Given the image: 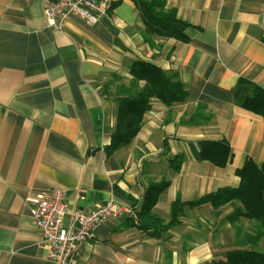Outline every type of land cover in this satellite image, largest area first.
Listing matches in <instances>:
<instances>
[{
	"label": "crops",
	"instance_id": "obj_1",
	"mask_svg": "<svg viewBox=\"0 0 264 264\" xmlns=\"http://www.w3.org/2000/svg\"><path fill=\"white\" fill-rule=\"evenodd\" d=\"M46 2L0 0V264H55L26 208L30 196L57 190L70 210L114 202L139 211L145 186L165 179L153 213L167 223L176 198L237 187L247 158L264 162V119L233 95L241 78L264 88V0H166L189 25L188 41L152 37L153 45L131 0L107 15L116 36L73 16L50 28ZM136 57L176 74L187 95L170 107L152 101L137 136L108 157L116 112L103 87L114 75L125 83ZM200 140L226 141L228 164L200 161ZM176 155L178 172L167 162ZM234 208H187L158 238L125 213L93 229L75 264H210L233 248L223 221ZM257 249L264 253V238Z\"/></svg>",
	"mask_w": 264,
	"mask_h": 264
},
{
	"label": "trees",
	"instance_id": "obj_2",
	"mask_svg": "<svg viewBox=\"0 0 264 264\" xmlns=\"http://www.w3.org/2000/svg\"><path fill=\"white\" fill-rule=\"evenodd\" d=\"M121 1V0H119ZM118 1V2H119ZM138 11L144 29L141 36L146 44L153 45L152 37L187 42L185 34L189 26L177 16L166 0H131ZM115 2L108 11L118 3ZM100 22L114 36L117 30L107 17ZM129 79L114 75L112 82L103 87L106 97L115 104L116 121L110 143L105 146L106 156L125 148L141 130L144 116L150 111L152 101L156 100L167 107L183 102L187 92L176 74L165 72L160 66L139 57L133 59L128 69ZM114 91L110 90V87ZM235 103L242 109L264 119V88L252 81L241 78L233 90ZM164 148L167 146L164 143ZM230 146L224 140H200L197 142V158L218 168H224L230 161ZM184 156L168 158L169 167L178 172ZM239 178L237 187L220 188L199 198L183 202L176 198L170 206V220L162 222L153 209L159 196L170 185L169 180L151 182L144 188L143 203L137 212V227L152 237L159 235L179 222L187 208L210 204L214 211L235 205L234 212L223 223H229L234 234L233 248L227 249L222 256L214 258L210 264H264V253L257 249L264 238V162L257 165L247 158L240 169L235 170ZM244 224L247 227L244 228Z\"/></svg>",
	"mask_w": 264,
	"mask_h": 264
},
{
	"label": "built area",
	"instance_id": "obj_3",
	"mask_svg": "<svg viewBox=\"0 0 264 264\" xmlns=\"http://www.w3.org/2000/svg\"><path fill=\"white\" fill-rule=\"evenodd\" d=\"M119 0H47L44 18L50 28L60 29L70 17L94 23L107 17ZM26 208L47 248V258L55 264H75L80 244L92 240L93 229L128 214L137 224V206L106 202L85 212L70 210L63 193L52 190L25 200Z\"/></svg>",
	"mask_w": 264,
	"mask_h": 264
},
{
	"label": "rangeland",
	"instance_id": "obj_4",
	"mask_svg": "<svg viewBox=\"0 0 264 264\" xmlns=\"http://www.w3.org/2000/svg\"><path fill=\"white\" fill-rule=\"evenodd\" d=\"M169 186H170V185H169ZM169 186H168V187H169ZM244 227H245V225H244ZM231 231H233L232 228H231ZM233 232H234V231H233ZM234 234H235V232H234Z\"/></svg>",
	"mask_w": 264,
	"mask_h": 264
},
{
	"label": "flooded vegetation",
	"instance_id": "obj_5",
	"mask_svg": "<svg viewBox=\"0 0 264 264\" xmlns=\"http://www.w3.org/2000/svg\"><path fill=\"white\" fill-rule=\"evenodd\" d=\"M138 224V223H137Z\"/></svg>",
	"mask_w": 264,
	"mask_h": 264
}]
</instances>
